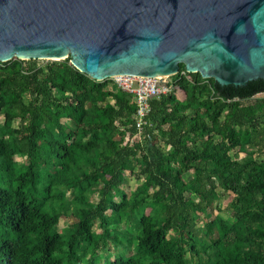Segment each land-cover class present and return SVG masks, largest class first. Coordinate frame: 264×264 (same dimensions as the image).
Returning <instances> with one entry per match:
<instances>
[{"label":"trees","instance_id":"1","mask_svg":"<svg viewBox=\"0 0 264 264\" xmlns=\"http://www.w3.org/2000/svg\"><path fill=\"white\" fill-rule=\"evenodd\" d=\"M71 61L0 63V264H264V81L190 73L132 142L136 96Z\"/></svg>","mask_w":264,"mask_h":264},{"label":"water","instance_id":"2","mask_svg":"<svg viewBox=\"0 0 264 264\" xmlns=\"http://www.w3.org/2000/svg\"><path fill=\"white\" fill-rule=\"evenodd\" d=\"M71 63L103 82L181 71L264 81V0H0V63Z\"/></svg>","mask_w":264,"mask_h":264},{"label":"built area","instance_id":"3","mask_svg":"<svg viewBox=\"0 0 264 264\" xmlns=\"http://www.w3.org/2000/svg\"><path fill=\"white\" fill-rule=\"evenodd\" d=\"M182 78L192 81L190 73L187 71H179L176 75L163 78L119 75L110 79L122 90L136 96L138 107L136 118L139 135L132 142L136 139H141L145 132V126L147 125L146 119L151 112V101L160 98L162 95L174 92Z\"/></svg>","mask_w":264,"mask_h":264},{"label":"rangeland","instance_id":"4","mask_svg":"<svg viewBox=\"0 0 264 264\" xmlns=\"http://www.w3.org/2000/svg\"><path fill=\"white\" fill-rule=\"evenodd\" d=\"M41 64H46L45 61L47 60H40ZM193 177L192 174L187 175L186 180H190ZM137 181L134 178H128L127 184L124 186V189L131 194L134 192L137 188ZM220 193L222 194V199L217 203L218 207L221 209V213L224 217L228 218L229 217V205L233 200V196L231 194H224L222 190H220ZM66 208H67V216L70 217L71 215V206L70 203H66ZM218 214V213H217ZM68 217L66 219H63L61 222V227H65L68 222H71V219L69 220Z\"/></svg>","mask_w":264,"mask_h":264},{"label":"flooded vegetation","instance_id":"5","mask_svg":"<svg viewBox=\"0 0 264 264\" xmlns=\"http://www.w3.org/2000/svg\"><path fill=\"white\" fill-rule=\"evenodd\" d=\"M247 85H248V84H247ZM247 85H246V86H247ZM246 86H245V87H246Z\"/></svg>","mask_w":264,"mask_h":264}]
</instances>
